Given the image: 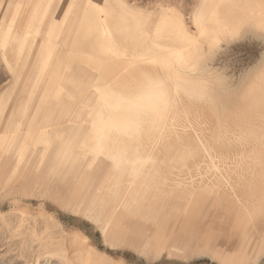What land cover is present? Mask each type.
Instances as JSON below:
<instances>
[{"label": "bare ground", "instance_id": "bare-ground-1", "mask_svg": "<svg viewBox=\"0 0 264 264\" xmlns=\"http://www.w3.org/2000/svg\"><path fill=\"white\" fill-rule=\"evenodd\" d=\"M5 4L7 9L15 5L14 19L20 21L7 31L0 22L4 56L10 65L15 62L19 70L27 67L29 73L39 63L41 74L35 84L43 79L47 90L59 89L57 94L62 95L63 70L74 66L76 71H100L98 89L104 87L102 79L116 72L109 77L112 81L118 75L116 83L137 82L140 73H153L151 84L160 82L163 90L141 94L145 99L134 104L133 111L123 109L124 99L112 101L119 95L101 90L87 118L92 124L68 118L52 129L38 120L53 93L42 92L16 150L11 146L22 123L13 135L6 132L14 113L22 111L23 100L17 96L8 107L2 96L0 143L4 136L9 142L0 152V168L10 163L23 167L36 178L34 182L42 179L35 187L44 194L68 205L74 202L77 210L93 211L113 232L130 228L144 234L145 221L153 217L159 222L153 236L188 239L189 230L204 213L213 222L246 228L264 212V103L240 119L244 112L232 98L235 95H230L225 79L211 65L214 47L226 45L241 28L264 29V0H203L195 11V30L178 7L145 9L128 0H8ZM24 8L27 13L21 14ZM141 17L160 21L155 22L154 37L151 23L138 27L131 21ZM170 22L174 30L161 37V26ZM33 31L35 38L30 40ZM11 40L16 43L14 50L8 46ZM205 51L210 56L200 60ZM24 57L31 59L27 66ZM71 57L75 59L68 61ZM48 67L52 70L45 72ZM250 82V93L259 91L264 97V63ZM105 84L104 90L109 88L108 81ZM155 97L161 102L151 126L156 129L153 138L145 151L125 152L119 134L142 129L147 105ZM203 115L206 118L198 125ZM166 145L186 155L185 166L167 168L168 173L160 177L163 181H156L150 162ZM18 150L27 154L26 159L21 155L18 160ZM154 186L158 191L151 190ZM166 208L162 219H156Z\"/></svg>", "mask_w": 264, "mask_h": 264}, {"label": "rangeland", "instance_id": "rangeland-1", "mask_svg": "<svg viewBox=\"0 0 264 264\" xmlns=\"http://www.w3.org/2000/svg\"><path fill=\"white\" fill-rule=\"evenodd\" d=\"M6 1L8 0H0V22L3 21L5 31L9 27L14 29L20 21V19H14L17 13L15 5H10L7 9ZM128 1L141 7L145 6V9L155 7L159 10L165 8L171 10L178 7L189 27L193 28L192 30H195V11L203 2V0ZM22 13H27V10L22 9ZM134 19L131 21H134L138 27L151 23L149 24L150 32L153 37L155 36V22L160 23L156 20L157 18ZM13 21H15L14 24ZM162 26L160 28L162 30L158 33L161 37H165L170 30H174L171 22ZM33 28H35V22ZM256 30L246 32L247 27L241 28L235 37L227 39L226 45L214 47V58L211 61L213 70L225 79L230 95L232 93L235 95L232 98L244 112L240 119L251 109L253 112L258 111L264 103V97L260 96L259 91L250 93V80L261 70L264 63V29ZM25 37L27 35L22 38ZM33 38H35L34 31L29 35L30 40ZM8 46L9 49L14 50L16 43L11 40ZM204 47L207 45L205 44ZM3 49L0 41V98L3 96L5 100H8V107L11 104L14 105V98L17 96L23 100L22 111L14 113V121L6 132V135H13L18 124L22 123L11 146L15 150L22 139L20 137L26 135V120L34 112L43 93L53 92L46 99L45 110L40 113L38 120L43 124H49L48 129H52L53 126L64 124L68 118L80 119L84 124H92L87 121V118L94 106L91 104L97 101L96 94L101 90L119 95L117 98L113 96L112 101L124 99L127 103L124 104L123 109L128 111L135 110L137 106L134 104L145 99L141 97V94L153 90L157 93L163 90L159 85L160 82L154 86L151 84L153 73H140L141 79L137 82L116 83L118 75L114 78L115 80L111 81L109 78L116 75V72L102 79L105 83L108 81V89L104 90L105 83L104 87L98 89L95 84L101 81L100 76L103 78L100 71L88 69L76 71L73 66L70 70H63L65 79L61 85L64 93L59 95L57 94L59 89L55 92L54 89L47 90L43 79L34 83L37 76L41 74L39 63L34 65L35 68L30 69L31 73L29 70L26 71L27 67L25 70H19L20 66L15 65V62L11 65L7 62ZM210 54V51H205L200 60L208 58ZM23 59L27 61L26 66L31 61L30 57ZM72 59L75 58L71 57L67 60L72 61ZM22 64L23 62L20 61V65ZM48 68L45 72L52 70V67ZM163 83L165 84L164 81ZM166 86L164 93L167 94L169 89ZM158 100L160 101L155 97L150 99L154 103L148 101L151 105H147L148 112L144 116L142 129L119 134L125 152L145 151L146 143L153 138L152 135L156 131L151 126L154 122L155 109L158 108L157 104L161 102ZM251 101H254L255 105L251 106ZM145 102L143 103L146 104ZM205 118V115L200 116L197 120L198 125ZM3 127L2 123L0 129L2 130ZM158 132L159 130L156 133ZM124 134L126 136L123 138ZM2 142L0 152L9 141H6L4 136ZM40 147H44V144H40ZM161 150L163 151L157 154L158 157L150 162V166L156 169L153 172L158 176L156 181L161 175L168 173L167 168L185 166L183 162L185 154L172 150L170 147L167 148V145ZM21 155L23 160L26 159L27 154L25 155V152L21 154V150H18L16 155L18 160ZM13 165L15 164L10 163L6 169L0 168V264H117V262L118 264H264V212L254 218V221L250 222L246 228L233 226L231 222L223 223L219 220L213 222L209 216L206 217L207 213H204V216L197 220V226L189 230L188 234L191 233V235H187L188 239L171 238L165 234L153 236L155 225L159 223L154 221L153 217L145 221L148 228L146 234H136L130 228L127 231L113 232L112 229L107 228L105 222L93 214V211L86 213L77 210L74 202L73 205H68L63 199L55 200L49 194H44L42 189L35 187L37 186L35 183L42 180L41 178H37L38 180L34 182L36 178L28 171H25L23 167L17 169ZM160 180L163 181L162 178ZM151 190L158 191V188L154 186ZM166 211L167 208L161 210L159 215H156V219L161 220Z\"/></svg>", "mask_w": 264, "mask_h": 264}, {"label": "snow or ice", "instance_id": "snow-or-ice-1", "mask_svg": "<svg viewBox=\"0 0 264 264\" xmlns=\"http://www.w3.org/2000/svg\"><path fill=\"white\" fill-rule=\"evenodd\" d=\"M117 264H118V262H117Z\"/></svg>", "mask_w": 264, "mask_h": 264}]
</instances>
